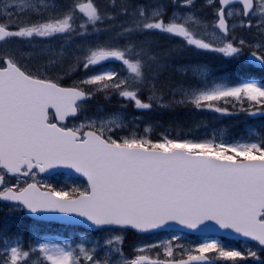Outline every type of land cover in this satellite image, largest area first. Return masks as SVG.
I'll use <instances>...</instances> for the list:
<instances>
[{
  "label": "snow or ice",
  "instance_id": "obj_1",
  "mask_svg": "<svg viewBox=\"0 0 264 264\" xmlns=\"http://www.w3.org/2000/svg\"><path fill=\"white\" fill-rule=\"evenodd\" d=\"M172 2L176 4L177 0ZM206 2L213 4L214 0ZM218 2L210 35L220 41V46L206 38L207 25L195 13L173 14L166 22L162 5L135 6L128 0L117 5V0H109L110 12L101 9L96 0H73L71 6L59 11L57 0H3L0 16H7L10 22H0V44L13 37L64 41L59 50L47 48L38 53L49 56L45 68L63 66L66 47L76 36L92 34L90 27L99 34L97 25L113 21L117 15L125 16L127 25H121L117 34L125 40L123 45L97 40L95 46L78 49L83 54L73 55L66 74L82 67L86 75L68 87L23 67L15 54H0V201L12 202L33 215H75L109 230L147 233L173 223L192 230L214 224L254 241L258 250H229L215 241L188 249L174 246L173 240L178 237H173L159 245L140 246L129 258L123 253L122 235H113L91 248L84 243L75 247L39 243L25 248L20 236H6L0 238V264H212L213 255L230 264L248 258L264 264L258 255V251H264V136L236 143L170 138L167 134L153 140L148 126L145 135L131 130L128 135L113 138L114 131L128 127L119 114L85 117L71 126L68 123L85 112L86 101L96 93H115L140 110L151 109L153 103L167 106L164 89L157 86V80L169 54L152 51L151 41L134 40L137 34L158 30L181 38L188 46L225 57L240 56L245 46L254 47L250 56L264 67V41L253 46L234 36L229 39L228 25V19L236 16L241 27L255 26L264 36V0ZM194 3L182 0L179 7L191 8ZM230 5L240 7L233 9ZM117 7L118 13L114 11ZM25 14H29L27 18L15 22ZM217 29L222 35H217ZM109 60L121 62L124 74L107 67L89 73ZM201 74L207 79L205 71ZM145 88L150 93L148 102L141 98ZM221 101H236L242 110H248L245 103L248 108L261 106L256 108L261 111L264 83L250 80L232 86L226 81H211V86L181 87L172 100L191 104L197 110L226 113L227 108L219 106ZM59 168L86 178V186L57 190L36 179L39 173ZM7 176L17 177V183L9 185ZM20 177H31L32 182L22 186ZM156 248L163 249V258L160 252L154 257L150 254ZM100 249L117 259H101Z\"/></svg>",
  "mask_w": 264,
  "mask_h": 264
},
{
  "label": "rangeland",
  "instance_id": "obj_2",
  "mask_svg": "<svg viewBox=\"0 0 264 264\" xmlns=\"http://www.w3.org/2000/svg\"><path fill=\"white\" fill-rule=\"evenodd\" d=\"M106 1V0H105ZM134 2H135V0H133ZM99 2H100V4L102 5V7L104 6V3L101 1V0H99ZM2 3H3V0H0V4L2 5ZM129 4H131V5H135V6H148L149 4H150V2H139V1H137L136 3H132V1L129 3ZM72 5V0H62V1H60V9H58L59 11H63L64 9H66V8H68L69 6H71ZM214 9H216V7H214ZM183 10V12H185L186 13V11H187V13L188 12H193V13H195L194 11H191V10H184V9H182ZM177 15H180V14H183V13H181V12H177L176 13ZM196 15V14H195ZM201 21H202V19H201V17L200 16H198V15H196ZM4 18H7L8 19V17L7 16H3ZM207 17V16H206ZM206 17H205V19H206ZM209 17V16H208ZM209 20H207V22H208ZM203 22V21H202ZM253 22L254 23H256V20L255 19H253ZM203 24L204 25H207V28H208V23H206V22H203ZM95 37H97V34H95V33H92V34H90V35H86V36H83V37H81V36H76L75 38H74V40L71 42V46L70 47H66V52H67V59H65L64 60V62H63V66H60V67H62V68H67L68 67V65L69 64H71L72 63V59H73V55H82L83 54V52H81V51H78V49H80L81 47H83L84 49H86L88 46H91V42L92 41H95ZM241 39H244V38H242L241 37ZM257 39V41H255V42H253V41H248L249 42V44L250 45H255L256 43H258V42H262V40H260V39H258V38H256ZM244 40H246V39H244ZM102 41V40H101ZM247 41V40H246ZM58 43H59V48H56V46H55V44L52 42L51 44H50V48L51 49H53V50H59L60 48H61V46H62V44H64V41L61 39V38H59V40H58ZM16 46H18L17 44H9V45H5V46H3V47H1V50H12V49H15L16 48ZM47 49V48H46ZM41 50H39L38 52H37V55H38V53L40 52ZM39 57H42V55H38ZM47 59H49V56H45V58H43V59H41L40 61H41V63H42V65H45L46 64V61H43V60H47ZM162 68H165V66L164 67H162ZM178 68H179V65H178ZM161 70H163V69H161ZM204 71V70H203ZM199 72L201 73V69H199ZM198 72V73H199ZM199 73V74H200ZM181 87H183V88H185V89H189V88H193V89H195V88H199V87H201V85H193V86H188V85H180ZM211 86V85H210ZM180 87V88H181ZM203 87V86H202ZM179 88V89H180ZM176 90L178 91V87H176ZM180 97H179V95H176L175 96V99H179ZM233 102V101H232ZM112 114H119V115H121V116H123L124 118H125V122H126V124L128 125V127L127 128H125V129H118V131L119 132H122V133H129L131 130H135V131H137L138 130V128H139V123L142 121V120H140V119H138V121L136 122L135 121V118L136 117H129L127 114H125L124 112H117V113H112ZM108 115H111V114H107V115H102V113H100V114H97V115H95V116H93V117H100V116H108ZM133 124V125H132ZM148 126H150L151 127V132L149 133V135H152L154 132H156L157 130H159V129H161L162 128V126L159 124V122H154V123H152V124H149V125H146L145 127H148ZM145 127H144V129H145ZM118 135H120V136H122L121 134H119L118 133ZM142 135H145V133L144 134H142ZM208 139H214L213 137L212 138H208ZM240 142V141H239ZM113 235H122L121 233H118V232H115ZM112 235V236H113ZM111 237V236H110ZM110 237H107V238H110ZM106 238V239H107ZM168 240H171V239H169V238H163V239H161L160 240V242L162 243V242H164V241H168ZM84 241H85V245L87 246V247H89V248H91V247H93V246H95L98 242L97 241H89V240H86V239H84ZM176 244H180V245H183V242H181V241H173V245L175 246ZM144 245H148L147 243H144L143 241L142 242H140V244L138 245V247H140V246H144ZM185 248H188V249H195L196 247H198L199 245H191L190 243H186V244H184L183 245ZM249 247H251L253 250H256L253 246H249V245H247V250H248V248ZM226 249H229V250H232L230 247H225ZM161 251H159L160 253H162L163 252V249L162 248H159ZM99 252H101L102 254H104V255H110L111 253H109V252H107L106 250H103V249H100L99 250ZM127 257V256H126Z\"/></svg>",
  "mask_w": 264,
  "mask_h": 264
},
{
  "label": "trees",
  "instance_id": "obj_3",
  "mask_svg": "<svg viewBox=\"0 0 264 264\" xmlns=\"http://www.w3.org/2000/svg\"><path fill=\"white\" fill-rule=\"evenodd\" d=\"M118 12L119 11H117V13ZM116 24H117V26H120L121 24L126 26L127 25V18L125 16H122V15H117ZM119 29H121V27H115L114 28V30L116 32ZM119 32H117V33H119ZM142 36L144 37L145 35L143 34ZM155 42H157V41H155ZM174 48H176V47H174ZM156 49H157L158 53H168L169 51H171L172 48L169 47L168 45H166L163 49H161L159 47H155V52H156ZM152 51H153V47H152ZM171 56H176L173 51H172V55H170V54L168 55V58L165 62V70H167L170 73H174L175 76H177L174 58H172ZM168 59H169V61H168ZM162 69H164V68H162ZM162 71L164 73V70H159V75H158V80H157V86L158 87H159V80L161 79L160 75L163 74ZM177 82H178V78H177ZM175 90H176V87H175ZM143 93L150 94L147 88L144 89ZM172 109L175 112L174 113L175 117H173L174 120L168 121L169 120V117H168L166 124H165V126L170 128V129L182 128L184 130H198L199 129L198 127L200 125H202V124L205 125L213 119V117H211L210 115H207L205 113L203 114L202 112H198L192 106H186V105L181 104L180 106H174ZM229 122H230L229 123L230 127H234L236 125V121L234 119L232 120L229 118ZM233 129H236V128H229L228 130H233ZM6 206H8V208ZM9 206H10V204L0 202V215L2 216V217H0V232L2 230H4L3 226H6V225L19 226V221L24 220V219L20 218L19 216L14 215V212H11L12 208H10ZM22 221H20V222H22ZM263 260H264V258H263Z\"/></svg>",
  "mask_w": 264,
  "mask_h": 264
},
{
  "label": "bare ground",
  "instance_id": "obj_4",
  "mask_svg": "<svg viewBox=\"0 0 264 264\" xmlns=\"http://www.w3.org/2000/svg\"><path fill=\"white\" fill-rule=\"evenodd\" d=\"M161 79L159 80V87L164 89V97L166 99H171L173 97V93H175V87L177 85V77L174 73L164 72L161 75Z\"/></svg>",
  "mask_w": 264,
  "mask_h": 264
}]
</instances>
